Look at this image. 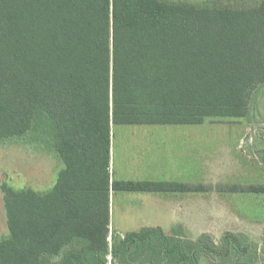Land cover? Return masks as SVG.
Returning a JSON list of instances; mask_svg holds the SVG:
<instances>
[{"label": "trees", "instance_id": "obj_1", "mask_svg": "<svg viewBox=\"0 0 264 264\" xmlns=\"http://www.w3.org/2000/svg\"><path fill=\"white\" fill-rule=\"evenodd\" d=\"M175 7L177 25L161 0H0V144L53 152L64 165L44 193L0 185L9 228L0 264H106L108 255L121 264L262 260L264 250L239 231L194 240L145 226L109 244L111 192L207 189L112 178L113 125L244 117L252 91L264 86V0ZM200 45L245 49L252 62L225 61L222 89H212L189 51ZM217 190L264 193V184Z\"/></svg>", "mask_w": 264, "mask_h": 264}, {"label": "rangeland", "instance_id": "obj_2", "mask_svg": "<svg viewBox=\"0 0 264 264\" xmlns=\"http://www.w3.org/2000/svg\"><path fill=\"white\" fill-rule=\"evenodd\" d=\"M162 1L170 8L168 23L177 25L180 22L177 20L178 12L175 11V16L172 13L178 5H192L200 10L215 2L236 6L244 2L254 6L259 0ZM199 25L209 24L200 22ZM189 51L203 64V84L217 90L222 89V83L217 81L221 68H228L225 61L239 59L237 64L240 66L252 62L245 49L230 53L221 47L200 45L189 48ZM234 76L235 84L240 80L239 73H234ZM250 99L249 114L244 117H207L199 124H114L110 167L112 178H158L159 173L166 172H161L165 164L192 166L193 174L196 170L198 173L193 176L196 181L193 185L203 184L207 189L197 192L198 204H194L193 215L188 218L192 221L188 227L190 232L180 231V227H177L165 233L194 240L206 233L218 240L225 231H239L246 233L264 250V193L217 190L218 186L232 184H264V86L255 88ZM186 130L192 132L191 137L174 133ZM62 168L63 163L53 152L39 151L13 142L0 144V185L7 183L14 189L32 188L44 193L56 184L58 172ZM147 196V192H111L109 244L128 231L139 230L140 221L142 223L144 218L150 223L162 219L149 212L148 201L132 199ZM138 209L144 210L140 214ZM8 235L4 193L0 188V239ZM261 254L262 260L258 264H264V251ZM106 264L121 263L114 262L108 255ZM204 264L215 263L209 259Z\"/></svg>", "mask_w": 264, "mask_h": 264}, {"label": "crops", "instance_id": "obj_3", "mask_svg": "<svg viewBox=\"0 0 264 264\" xmlns=\"http://www.w3.org/2000/svg\"><path fill=\"white\" fill-rule=\"evenodd\" d=\"M173 133V132H171ZM174 133H179L178 136L181 137H191L192 132L189 131H175ZM181 134V135H180ZM113 137L111 138L112 141V148H113ZM189 142V140L187 141ZM163 169V170H162ZM162 171L166 172L159 173L158 178H146V179H135V180H161V181H175L185 184H195L196 181L193 180V176H196L197 170L195 175L193 174V167L192 166H180V163L168 165L165 164L164 167H162ZM119 180V179H118ZM125 180V179H120ZM133 180V179H129ZM149 196L144 198H132L143 200V202H149V209L150 213L154 214L155 217H160V221H157L155 223H150L146 221V219L143 217V215H139V217H143L144 220L140 221V226H138V229L144 226H158L160 227L164 232H170L174 231L177 227H180V231H186L190 232L189 225L191 226V220H188V218L192 217L193 210H194V204H198V193L197 192H191V191H185V192H147ZM144 209H138V212L141 214Z\"/></svg>", "mask_w": 264, "mask_h": 264}]
</instances>
